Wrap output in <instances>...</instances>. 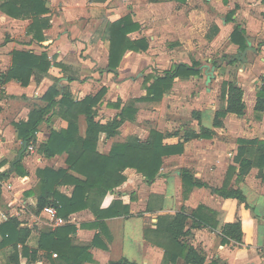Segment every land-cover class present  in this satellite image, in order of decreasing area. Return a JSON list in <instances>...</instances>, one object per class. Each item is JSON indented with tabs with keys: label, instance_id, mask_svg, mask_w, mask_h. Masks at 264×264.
Listing matches in <instances>:
<instances>
[{
	"label": "crops",
	"instance_id": "obj_1",
	"mask_svg": "<svg viewBox=\"0 0 264 264\" xmlns=\"http://www.w3.org/2000/svg\"><path fill=\"white\" fill-rule=\"evenodd\" d=\"M44 1L48 12L43 17L47 19L48 26L42 30L44 38L39 41L32 37L31 32H28L31 20L13 17L0 9V72L7 73L9 68H11L12 52L14 50L31 52L38 56L46 54L50 61V67L47 72L44 74H32L29 83L25 86L13 78L5 82H1L0 79V85L2 86L0 90V106L5 108L4 111L0 112V156L10 153L11 150L9 151L5 147H13L15 144L17 146L19 142L22 145V141L18 139L17 130L15 131L11 125L6 124L4 121V114H9L6 112H12L11 116L15 117L14 121L25 119L30 111L27 102H30V100L31 102H36L35 98L38 97L40 98L38 101L39 106H46L48 102L44 100L43 95L53 85H56L60 90L58 96L54 97L55 99H60L62 91L65 90L70 93L74 101H79L86 95H95L105 86L108 87L107 91L110 92L113 89L114 79L112 80L109 76L111 74L115 76L116 72H118L117 68L119 66L116 69H111L108 66L109 40L105 38V42L99 39L94 41L91 37L96 26L102 25L103 31H105L108 23L128 14L129 10L125 14H121L117 10L114 0ZM172 1L178 4H187L189 2L186 0L183 3L178 0H154L155 3H153L161 6L173 3ZM227 1L222 0L223 7L228 10L224 15L225 19L222 20V26L226 29L224 31L230 43L229 48L239 49V53L240 51L241 53H246L244 56L241 54V57L245 58L242 59L243 71L235 72L231 78H224L223 80L234 79L236 84L243 90V101L245 103L243 114L228 113L221 119L222 124L215 127L213 126L214 114L220 107H212L211 111H206V108L204 110L203 107H199L192 109L189 113V116H191L190 123L196 121L194 127L181 125L170 130H162L159 126L153 127L160 132L171 134L165 139L168 143L181 141L179 137L185 129H192L196 133H200L201 126L208 129L211 136L208 138H191L184 142L181 153L164 156L162 165L152 182H147L135 169L126 168L123 172L126 180L119 187L106 194L101 207H107L113 199H120L123 203L129 205V215L104 219L106 225L104 232L98 226L93 225L96 222V218L88 209L70 214L65 224L70 223L76 227V231L70 235L73 244H90L95 234H100L96 245H91L88 249L89 257L78 262V264H110L112 261L121 259L134 264H164V249L149 242L144 237L143 217L150 216L151 223L154 225L158 214H175L180 210H184L190 215L200 206L204 207V213H207V210L215 212L216 226L211 228L201 224L191 227L193 220L188 218L186 228L191 227V229L186 240L197 249L203 251L205 254L204 264H264V167L261 175L252 173L251 169L256 168L254 165L249 168L246 174H240L238 162L239 148L244 146L241 142L242 139L264 140V111L254 109L257 92L264 78V0ZM245 1L248 4H244ZM127 2H131V0ZM231 2L234 4L233 7L229 5ZM153 3L152 5L149 4V6L145 3L141 7L139 1L136 0L131 2L133 12L129 11L132 14L131 20L138 23L140 28L128 33V36L132 40L141 37L148 38L149 36L150 39L147 42L150 46L152 44L158 45L159 38L164 37L165 28L168 26L166 22L159 19L160 16L156 12L152 13ZM237 4H242V6L236 12ZM234 9L236 13H233ZM230 11L233 13L231 16L232 20H227L226 17ZM196 12V8H191L188 12V17L191 18ZM102 14H104V17H102ZM206 16H209L207 11ZM103 18H105V21L100 23ZM98 21L99 23H97ZM70 24L72 29L68 28L66 32L65 30ZM236 26H239L245 32L247 45L243 50H240L239 45L230 39V35ZM179 28L188 30L187 26H180ZM213 28L216 31L219 26L213 25ZM141 31L143 35L136 37ZM67 34L73 41H67ZM207 36L208 38L211 37L208 34ZM249 41H251L250 44ZM101 47L104 48V52H101ZM81 48L85 50L84 52H88L90 64L78 53ZM126 53L138 54L139 52L127 50L123 56ZM235 56L236 54L229 60L232 62L236 58ZM179 63L185 62H178L177 64ZM177 64L174 63L171 66L175 67ZM185 64L192 65L193 63ZM95 65L101 67L95 70ZM197 69L199 68L197 67ZM165 70L163 69L162 71ZM69 72H72L73 75ZM106 76H108V83L104 81ZM147 85L144 86L143 93L131 98L123 99L121 95H116L113 99H108L105 107L115 110L111 118L118 114L129 100L144 97L147 93ZM138 102L145 101H137L135 103ZM114 103H120V107H114ZM8 104H11L10 107H8ZM53 110L46 115V118L50 117L49 121L42 123L36 133V150L32 153L25 151L22 154L20 159V161L22 160V165L19 167V174L16 173L20 176L18 180H21L24 185H28L23 191V196L26 190L34 191L32 195L26 196V198L32 200L34 208H36L39 182L37 171L45 167L55 170L67 167L65 162L66 152L46 156L38 150L40 144L49 140L52 130H60L67 126V122L56 112L58 107L53 108ZM248 110H251L255 114L254 118H256L254 120L246 119L240 123L241 118ZM196 112H199V122L193 117ZM135 116L132 120H126L124 123H132L135 120ZM96 119H99L98 114ZM101 121L104 122L106 120ZM247 121L248 125L250 124L251 126L247 131L248 135H244L243 132ZM78 127L79 135L83 137L86 130V122L83 115H79ZM150 128L152 127L147 130L142 129L144 130L143 136L136 134L130 136H136L141 141H145L149 136ZM176 131L180 134L173 135L172 133ZM112 138L105 139L100 136L97 150L102 153H108L114 142H120L113 141ZM250 147L245 155L251 158L257 152ZM18 151L16 150V157ZM13 161H11L9 171L14 170L15 166L11 169ZM183 169H188L194 178L207 186H194L192 188L186 186L182 180ZM3 170L4 167L2 166L0 174H3L0 176V187L5 186L2 178L4 175H8V173L4 174L7 170L4 172ZM69 173L76 177L84 178L73 170H69ZM224 185L228 189H239L245 196L248 207H245L243 203L236 199L224 198L214 192L215 188L220 189ZM71 190V186L68 185L59 187V191L68 196L71 195ZM45 207L40 213L35 212L36 214H33L46 216L47 222H43L40 226L38 225L40 223L36 221L38 218L33 216L31 222L25 223L20 218L19 213H16V221L19 223L18 227L33 226L40 231L53 230L57 226L54 224L51 226L50 223L52 222L44 211ZM8 218L9 216L5 213H0V225L7 221ZM236 220H240L242 225L243 234L240 242L228 238L222 243L220 233L222 225ZM38 240V233L32 231L26 238L24 246H27L29 250L35 249L37 248ZM1 241L2 234L0 232ZM102 245H105V247ZM17 248V264H50V260L56 259V257L52 256L55 253H52V257L49 258L43 250H38L35 254L29 252L25 255L23 253V245L17 244ZM4 249L7 252L0 253V262L16 264L10 257L15 253L13 245L0 246V252L5 251ZM55 262L56 264H68V262L63 260ZM177 264L183 263L179 261Z\"/></svg>",
	"mask_w": 264,
	"mask_h": 264
},
{
	"label": "trees",
	"instance_id": "obj_2",
	"mask_svg": "<svg viewBox=\"0 0 264 264\" xmlns=\"http://www.w3.org/2000/svg\"><path fill=\"white\" fill-rule=\"evenodd\" d=\"M185 1V0H178ZM0 9L5 13L16 17L31 20L28 32L36 40L44 38L43 29L48 26L47 19L43 17L48 12L44 0H0ZM232 11L228 13L231 17ZM139 24L133 22L131 17L124 16L116 21L110 22L106 27V35L109 40L108 66L116 69L124 52L129 49L133 51H145L148 48L147 40L142 37L131 40L127 34L138 30ZM230 39L239 45L243 50L247 45L245 32L239 26L234 27ZM50 67V61L46 54L35 55L31 52L14 50L12 52V65L7 73L0 72L1 82L9 79L18 80L21 85L29 83L32 74H44ZM200 73L196 64L188 65L185 63L177 64L171 70H165L163 74L155 75L153 80L146 86L147 93L144 97L129 100L113 118L102 122L97 117V105L100 103L105 93V88H101L95 95H86L79 101H74L68 91H62L60 99H55L60 90L56 85L50 87L43 95L48 103L44 107H33L27 120L16 123V130L19 139L25 141L27 146L36 144V133L39 126L50 117L46 115L58 107L57 114L67 122V126L60 130H52L49 140L38 146L39 152L46 156H52L56 153L66 152V168L52 169L45 167L37 171L39 177L37 188V202L35 212L40 211L45 206L56 208L57 215L63 218L70 214L88 209L96 218L93 224L98 226L102 232L106 230L104 219L118 216L129 215V205L120 199H113L107 207H101L103 198L107 193L119 187L125 180L123 173L126 168H133L139 172L147 182H152L161 165L162 158L168 155L179 154L183 151V144L191 138L210 137L208 129L201 126L200 133L192 129H185L179 137L181 141L168 143L166 137L171 134L160 132L155 128H150L149 136L145 141H141L136 136H128L125 140L114 142L108 153H102L97 150V143L100 136L105 139L115 137L119 133L120 126L126 120H132L137 112L134 105L137 101H158L170 90L176 77H185ZM263 83L257 92V99L254 109L264 111V78ZM220 99L223 104L215 111L213 126L218 127L222 124V118L233 113L242 115L245 108L243 101V90L236 84L234 79L223 80L220 86ZM114 107L119 108L120 103H114ZM54 111V110H53ZM55 112V113H56ZM79 115L85 117L86 130L85 135H79L78 118ZM199 120V112L193 115ZM199 122V121H198ZM173 135H179L178 131ZM238 151L239 173L246 174L249 168L256 164L259 168V174H263L264 167V140L242 139ZM249 146L255 149V160L247 157L245 154ZM15 171L19 172L20 161L15 163ZM73 170L84 178L76 177L69 173ZM9 173V170L4 174ZM3 173L0 174L2 176ZM182 180L186 186H207L198 179L194 178L188 169L182 170ZM62 185L71 186V195H65L59 191ZM214 192L224 198L236 199L248 207L245 196L239 189L222 188L214 189ZM33 190L26 191V196L32 195ZM203 206L194 210L190 215L180 210L175 214H158L157 221L153 225L150 216H144V237L149 242L162 247L165 251L164 264H177L179 261L183 264H204L205 254L190 244L186 237L193 226H210L215 228V212L207 210L203 212ZM212 215V216H211ZM192 218L191 227L186 228V221ZM212 219V221H210ZM214 220V221H213ZM19 223L15 218H8L0 225L2 241L0 246L7 244L13 245L15 253L11 255V260L17 262L16 252L17 244L23 245V253L29 252L35 254L38 250H43L46 256L52 257L56 254V259L50 260V264H56L55 261L63 260L68 264H78V262L88 258V249L91 245H96L100 234H95L90 244H73L70 237L76 231L75 225L70 223L59 225L53 230L40 231L33 226L18 227ZM32 231L39 235L37 248L29 250L24 246L26 238ZM222 243L228 238L240 242L242 237V225L240 220L226 222L221 228ZM105 247V245H102ZM73 261V262H70ZM17 264V263H16ZM110 264H134L128 263L125 259L112 261Z\"/></svg>",
	"mask_w": 264,
	"mask_h": 264
},
{
	"label": "rangeland",
	"instance_id": "obj_3",
	"mask_svg": "<svg viewBox=\"0 0 264 264\" xmlns=\"http://www.w3.org/2000/svg\"><path fill=\"white\" fill-rule=\"evenodd\" d=\"M127 1L128 0H114L116 8L121 14H125L128 10L133 12L131 2L136 0H131V2ZM138 1L141 7H143L145 3L149 6V4L152 5L154 2V0ZM186 1L189 2L186 4L183 3V1H180L183 4H178L172 1L173 3L161 6L154 4L155 2L153 3L152 13L156 12L157 15L160 16L159 19L166 22L168 25L165 28L166 31L164 37L159 38L158 45H148V48L145 51H137L139 52L138 54L126 53L123 58H121L118 65L119 67L117 68L118 72H116L115 76L112 74L109 76L112 80L114 79L113 89L108 92V87H104L105 93L102 96L100 103L97 105L98 117L101 120H107L113 116L115 110L105 107V103L108 99H113L116 95H121L123 99H128L132 96L143 93L144 86L149 84L155 75L163 74V69H173L174 66L171 65L174 63H195L196 67L200 69V73L185 76L186 78H176L179 80L175 79L170 90H168L158 101L135 103L134 105L137 106L135 120L132 123H124L119 129V133L112 138L113 141H122L132 134L143 136L144 130H147L149 127L159 126L162 130H170L181 125L184 127H194L196 121L190 123V111L199 107H203V109L206 108V111H211L212 107H220L223 104L219 96L221 81L224 78H231L235 72L243 71L244 65H242V59L245 58L241 57L242 53L241 51L239 53V49L236 50L234 48H229L230 43L227 39L226 32L224 31L226 29L222 26V20L225 19L224 15L228 11L223 7L222 0ZM244 4H248L247 1H245ZM229 5L233 7L234 4L231 2ZM241 6L242 4H237L238 8L236 9V12ZM191 8H196L197 12L194 16L189 18L188 12ZM129 11L128 14H125L118 19L124 16L131 17L132 14ZM206 11L209 16H206ZM236 12L234 9L233 13ZM102 17H104V14H102ZM226 18L227 20L231 19L228 15ZM104 21L105 18H103L100 23H103ZM97 23H99V21ZM71 24L66 28V32L68 31V28L72 29ZM213 25L219 26V29L215 31ZM180 26H187L188 30H181V28H179ZM221 29H223V31H221ZM207 34L211 37L208 38ZM140 35H143L142 31L139 32L136 37H140ZM127 37L131 39L128 34ZM105 38H107L106 29L103 31L102 25L100 26L99 24V26L94 28L91 39L94 41L99 39L102 42H105ZM145 39L149 41L150 37L148 36V38ZM67 41L73 40L68 36ZM250 43L251 41H249V44ZM84 51L85 50L81 48L78 53L81 57L85 58L87 63L90 64L89 54ZM101 52H104V48H102ZM235 54L236 58L231 62L229 59ZM98 67L101 66L95 65V70H97ZM69 73L73 75L72 72ZM107 80L108 76H106L104 81L108 83ZM101 84L103 83L101 82ZM35 100L37 101L31 102L30 100V102H27L30 110L33 107H40L38 102L40 98L37 97ZM10 105L8 104V107H10ZM4 109V106H0V112L4 111ZM6 113L9 114H4V121L6 124L11 125L15 131L16 123L27 120L29 115L28 113L25 119L23 118L19 121H14L13 119H15V117L11 116L12 112L10 111ZM254 115L255 114H253L251 110H248V112H245V115L241 118L242 120H240V123L246 119L254 120L256 118H254ZM48 121L49 119L43 123ZM250 126L251 125H248L247 121L244 128L245 131L243 132L244 135H248L247 131ZM142 132L143 134H141ZM19 140L21 141V139ZM20 143L21 142H19L17 146L15 144L13 147H5L11 151L10 153H5L3 156H0V169H2L3 166V172L8 170L11 161L16 159V150L18 151L21 149ZM250 148L253 149V147ZM35 150L36 145H34L32 151L26 149L27 153H32ZM251 158H253V160L256 159L255 156H251ZM21 161L20 166L22 165ZM254 166L256 168L251 169L252 173H259V168L256 164H254ZM16 173L19 174L18 171H15L14 167L13 171H9L8 175H4L2 178L5 186L0 187V213H5L9 218L15 219L16 213H19L20 218L25 223L31 222L32 217L34 216L35 218H38L36 221L40 223L38 225L41 226L43 222H47V218L46 216L34 215L36 213L32 200L26 198L25 192V197L23 196V191H25L28 185H24L21 180H18V177L20 176ZM64 219L68 220V217ZM50 224L53 226V223ZM4 250L5 251L0 253L7 252L6 249ZM52 256L56 257L54 254H52ZM0 264H4V262L1 261Z\"/></svg>",
	"mask_w": 264,
	"mask_h": 264
},
{
	"label": "built area",
	"instance_id": "obj_4",
	"mask_svg": "<svg viewBox=\"0 0 264 264\" xmlns=\"http://www.w3.org/2000/svg\"><path fill=\"white\" fill-rule=\"evenodd\" d=\"M2 89V86L0 85V90ZM34 149V145L30 144L27 146V150L29 151H32ZM0 172H1V169H0ZM44 211L47 213V215L49 216V219L50 221L56 225V226H59V225H63L66 223V220L63 218V217H60L57 215V212H56V208L53 207V206H46ZM56 255V254H54Z\"/></svg>",
	"mask_w": 264,
	"mask_h": 264
},
{
	"label": "water",
	"instance_id": "obj_5",
	"mask_svg": "<svg viewBox=\"0 0 264 264\" xmlns=\"http://www.w3.org/2000/svg\"><path fill=\"white\" fill-rule=\"evenodd\" d=\"M242 54L244 55L245 53L243 52ZM239 58H240V57H239ZM26 149H27V143H26L25 141H23V142H22V145H21V149L18 151L17 157H16V159H15V160L13 161V163H12V167H11V169H13L15 163H17L18 161H20L21 156H22V154L26 151Z\"/></svg>",
	"mask_w": 264,
	"mask_h": 264
}]
</instances>
